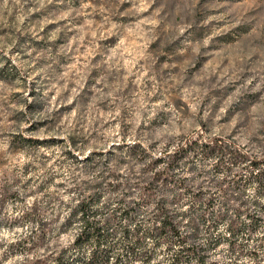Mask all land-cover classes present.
<instances>
[{
	"label": "rangeland",
	"instance_id": "rangeland-1",
	"mask_svg": "<svg viewBox=\"0 0 264 264\" xmlns=\"http://www.w3.org/2000/svg\"><path fill=\"white\" fill-rule=\"evenodd\" d=\"M213 139L264 154V0H0V264L31 255L9 250L28 229L14 216L34 198L45 208L50 195L72 197V176L97 175L75 168L68 150L156 155ZM197 162L209 171L213 161ZM63 210L54 199L47 214ZM256 220L242 251L219 243L206 264H249L264 214ZM73 234L54 225L45 242L64 246Z\"/></svg>",
	"mask_w": 264,
	"mask_h": 264
},
{
	"label": "trees",
	"instance_id": "trees-1",
	"mask_svg": "<svg viewBox=\"0 0 264 264\" xmlns=\"http://www.w3.org/2000/svg\"><path fill=\"white\" fill-rule=\"evenodd\" d=\"M197 148L206 150H188ZM176 149L156 155L150 150H124L116 158L113 150L82 154L68 150L65 156L75 168L97 175L80 181L68 178L72 197L66 201L50 195L42 208L34 198L11 220L28 229L8 244L9 250L31 254L22 264H206L208 250L219 243L239 253L244 231L251 235L259 227L256 218L264 214V154L232 150L218 139L184 142ZM210 158L209 171L197 168V160ZM197 170V175L212 172L215 177L199 181ZM248 188L254 196L245 199ZM216 192L220 200L204 196ZM54 199H60L64 209L61 218L47 214ZM54 225L74 230L71 242L49 247L45 241ZM3 243L0 250L5 251ZM263 245L264 233L246 253L249 264H264L258 253ZM164 249L167 252L159 255Z\"/></svg>",
	"mask_w": 264,
	"mask_h": 264
}]
</instances>
